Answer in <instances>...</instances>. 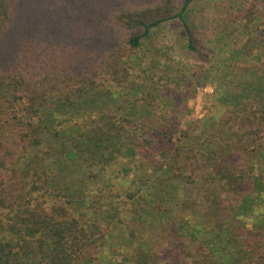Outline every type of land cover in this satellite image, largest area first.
<instances>
[{
    "label": "trees",
    "instance_id": "1",
    "mask_svg": "<svg viewBox=\"0 0 264 264\" xmlns=\"http://www.w3.org/2000/svg\"><path fill=\"white\" fill-rule=\"evenodd\" d=\"M184 1L176 14L173 0L117 14L115 26L142 28L143 34L130 35L124 52L102 56L84 76L73 66L65 70L62 62L36 75L0 67V209L9 213L7 222L0 218V264H98L100 251L126 255L127 245L129 255L121 264H264V224L246 225L247 213L264 201V70L243 78L234 94L219 100L233 107L229 123L240 115V130H224L227 124L216 128L223 144L201 166L193 153L206 143L201 136L191 145L192 134L181 131L163 152L165 162H159L150 155L161 136L148 129L151 117L140 115L134 103L130 113L113 115L109 105L118 104L113 92L100 90L132 83L117 61L136 56L151 31L172 19L182 21L188 48L197 50L185 17L192 0ZM259 1L245 0L247 7L240 9L249 11L250 22L257 14L264 17L258 10L264 0ZM21 5L22 0H0V51L4 38L18 29ZM259 31L264 38V29ZM246 51L247 46L237 48V55ZM89 108L98 112L97 120L83 122L80 111ZM132 151L155 172L166 163L175 176L147 178L140 185V198L128 212L133 220L116 212L121 229L132 233V240L117 243L82 161ZM258 160L260 175L254 169ZM171 183L182 187L181 202Z\"/></svg>",
    "mask_w": 264,
    "mask_h": 264
},
{
    "label": "rangeland",
    "instance_id": "2",
    "mask_svg": "<svg viewBox=\"0 0 264 264\" xmlns=\"http://www.w3.org/2000/svg\"><path fill=\"white\" fill-rule=\"evenodd\" d=\"M155 2L22 0L18 29L7 35L2 44L0 67L4 70L24 68L36 75L53 71L56 64L62 62L65 70L73 66L80 77L84 76L100 63L102 56L113 50L124 52L122 48L130 35L143 34L142 28L115 26V16L125 10L154 7ZM173 3L175 14L185 5L184 0H173ZM245 7V0H192L185 17L197 50L188 48L189 32L182 21L172 19L151 31L136 56H124L117 61L132 83L117 86L114 83L106 85V82L100 89H103L102 94L109 89L113 92L118 102L115 106L109 105L113 115L130 113L134 103L140 108V115L151 117L148 129L161 133L157 138L158 149L150 153L155 160L164 163L163 152L171 147L181 131L187 130L192 134L191 145L198 135L201 141L206 140L203 146L193 149L197 165L201 166L211 155L210 151L223 144L222 137L216 135V128L227 124L224 130L226 127L235 132L240 130V115L229 123L233 107L219 100L234 94L243 78H255L257 72L264 70V47H261L264 38L259 34V29H264V17L257 14L250 22L249 11H241ZM258 10L264 11V3H258ZM243 46H247L248 51L239 57L237 48ZM97 116L98 112L90 108L80 111L83 122L97 120ZM108 157L101 161L98 157L86 159L82 163L89 170L87 176L92 178L94 195L100 194L103 217L112 219L111 233L118 239L112 238L121 243L132 240V233L121 229L116 212L125 221L133 220L134 214L129 216L128 212L140 198V185L147 178L173 177L175 173L168 170L166 163L163 169L155 172L139 152H116L109 160ZM254 167L255 174H262L263 165L259 160L254 162ZM204 172L201 171V176ZM169 188L177 202H181L184 198L182 187L171 183ZM130 194L133 198L127 199ZM250 195L255 197V194ZM119 202L124 206L117 211L115 206ZM101 209L97 208L96 212ZM8 217L7 210L0 209L3 222H7ZM246 218L249 229L254 224H264V201L253 207ZM127 247L130 248L128 245L122 248L126 255L109 253L108 248L100 251L98 256H102V262L98 264L125 262L129 255Z\"/></svg>",
    "mask_w": 264,
    "mask_h": 264
}]
</instances>
